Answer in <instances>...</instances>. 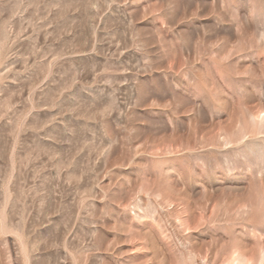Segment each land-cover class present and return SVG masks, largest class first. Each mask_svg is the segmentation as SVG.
I'll list each match as a JSON object with an SVG mask.
<instances>
[{"label": "rangeland", "instance_id": "obj_1", "mask_svg": "<svg viewBox=\"0 0 264 264\" xmlns=\"http://www.w3.org/2000/svg\"><path fill=\"white\" fill-rule=\"evenodd\" d=\"M263 117L264 0H0V264H264Z\"/></svg>", "mask_w": 264, "mask_h": 264}, {"label": "bare ground", "instance_id": "obj_2", "mask_svg": "<svg viewBox=\"0 0 264 264\" xmlns=\"http://www.w3.org/2000/svg\"><path fill=\"white\" fill-rule=\"evenodd\" d=\"M264 118V117H263ZM261 120H262V118H261ZM262 257L260 258L261 259V261H262V259L264 258V254L263 255H261ZM234 261V260H233ZM232 261V262H233ZM232 264H245L244 263V261L243 260H241V259H237L235 262H233Z\"/></svg>", "mask_w": 264, "mask_h": 264}]
</instances>
